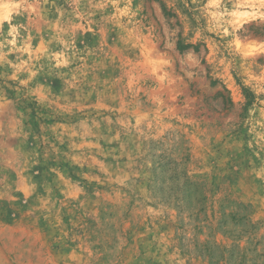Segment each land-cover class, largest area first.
I'll return each instance as SVG.
<instances>
[{
	"label": "rangeland",
	"instance_id": "1",
	"mask_svg": "<svg viewBox=\"0 0 264 264\" xmlns=\"http://www.w3.org/2000/svg\"><path fill=\"white\" fill-rule=\"evenodd\" d=\"M0 264H264V0H0Z\"/></svg>",
	"mask_w": 264,
	"mask_h": 264
},
{
	"label": "trees",
	"instance_id": "2",
	"mask_svg": "<svg viewBox=\"0 0 264 264\" xmlns=\"http://www.w3.org/2000/svg\"><path fill=\"white\" fill-rule=\"evenodd\" d=\"M179 49L183 50V49H185V47H184V46H180V48H179Z\"/></svg>",
	"mask_w": 264,
	"mask_h": 264
}]
</instances>
